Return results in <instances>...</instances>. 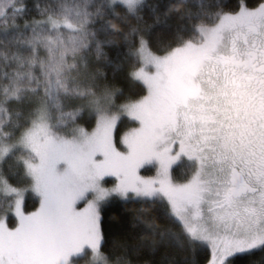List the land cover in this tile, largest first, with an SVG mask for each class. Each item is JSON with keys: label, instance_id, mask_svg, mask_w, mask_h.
Instances as JSON below:
<instances>
[{"label": "snow or ice", "instance_id": "1", "mask_svg": "<svg viewBox=\"0 0 264 264\" xmlns=\"http://www.w3.org/2000/svg\"><path fill=\"white\" fill-rule=\"evenodd\" d=\"M103 5L0 0V264H257L264 0ZM112 197L130 215L110 252Z\"/></svg>", "mask_w": 264, "mask_h": 264}, {"label": "trees", "instance_id": "2", "mask_svg": "<svg viewBox=\"0 0 264 264\" xmlns=\"http://www.w3.org/2000/svg\"><path fill=\"white\" fill-rule=\"evenodd\" d=\"M25 5L24 14L25 16H32L35 15L37 12L35 4H39L40 7H46L50 0H20ZM98 3L102 4L101 7H103V0H97ZM171 2V0H146V6H145V13H148V4L151 3H157L160 8L164 6V3ZM172 2H177V0H172ZM206 3V0H190V5L193 10H196L197 8L204 6ZM9 13H11V9L8 10ZM150 18V17H149ZM110 55H114L110 52ZM116 80L119 83H125L122 75H117ZM125 87H127V84H125ZM83 118H82V121ZM127 126V121L124 119H121L120 121V127L124 128ZM191 165L186 162H181L180 164L176 165L173 168V175L176 179H182L187 177V171L190 169ZM185 170L184 175L181 176V170ZM36 197L31 193H26L25 195V210H30L32 207L36 204ZM5 198L0 197V210H3L5 207ZM102 220L101 223L104 228L105 232V250L106 251H115L114 249H110V245L113 242V239H119L123 234L125 229L128 227L127 220L129 217V213L125 211V207L123 202L116 200L115 197L109 199L105 204H103L100 208ZM7 223L11 226L14 224V217L11 215H8L7 217ZM131 238V237H130ZM207 255V249L206 247L201 248L200 250V258L204 259ZM255 255V254H253ZM111 256V254H110ZM140 259H143V257H140ZM248 257H237L235 264H248ZM255 261H257V264H264V256H261V254L257 253L254 257H252Z\"/></svg>", "mask_w": 264, "mask_h": 264}, {"label": "rangeland", "instance_id": "3", "mask_svg": "<svg viewBox=\"0 0 264 264\" xmlns=\"http://www.w3.org/2000/svg\"><path fill=\"white\" fill-rule=\"evenodd\" d=\"M98 3V2H97ZM100 4V3H99ZM102 4H100V6H101ZM183 162V161H182ZM187 163V162H186ZM175 167V166H174ZM143 171V174L144 175H149V174H151V167L150 166H145V168L142 170ZM182 171L183 170H181L180 172H181V174H182ZM176 179V178H175ZM113 182V178L112 177H110V176H106V177H104L103 178V180L101 181V183H103V184H105V185H107V184H110V183H112ZM34 195V194H33ZM113 198V197H112ZM111 199V198H110ZM109 200V199H108ZM107 200V201H108ZM106 201V202H107ZM106 202H104V203H102L101 205H100V208H101V206L103 205V204H105ZM83 203V200H81V201H79L78 203H77V207H79L81 204ZM9 225V224H8ZM10 227H11V225H9ZM78 259V258H77ZM95 264H99V262L97 261V262H95Z\"/></svg>", "mask_w": 264, "mask_h": 264}]
</instances>
